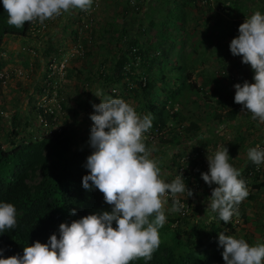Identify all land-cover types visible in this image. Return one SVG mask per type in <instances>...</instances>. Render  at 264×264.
Returning a JSON list of instances; mask_svg holds the SVG:
<instances>
[{"label": "trees", "instance_id": "16d2710c", "mask_svg": "<svg viewBox=\"0 0 264 264\" xmlns=\"http://www.w3.org/2000/svg\"><path fill=\"white\" fill-rule=\"evenodd\" d=\"M257 1L259 3L254 4V0H137L129 7L119 5V13L105 30L120 33L117 42L119 51L110 66L103 65L102 73L97 76L102 80L104 93L107 97L125 99L123 91L117 93L114 87L127 84L125 80L128 78L123 69L132 62L138 75H130V80L137 85L130 92L133 99L140 98V95L146 101L144 106L153 116L151 129L163 131L168 122L180 123L179 106L187 101L189 95H201L210 103L221 90L223 81L218 71H224L227 61L221 51L217 55L221 49L220 40L211 39V35H215L212 31L220 27V22L224 30L232 33L234 28L238 34L236 18H242L246 12L264 13V0ZM142 8L148 13V24L142 19ZM196 9L199 10L197 14L194 13ZM133 13L134 17L131 16ZM200 13L203 15L200 16ZM228 19H233L235 26L232 24L230 28L231 21ZM202 25L210 32H198L197 28ZM32 28L33 22H25L22 28L8 25L7 13L0 2V54L5 50L8 39L27 40ZM197 34L201 36L200 40L196 39ZM51 49H46L45 54L48 55ZM134 55L139 60L135 61ZM227 80L230 81V77ZM171 110L174 112L170 113ZM40 113L43 114L42 111ZM236 114L237 111L232 112L230 118L234 119ZM216 118L221 119V115L217 114ZM183 128L182 133L188 138L194 134L192 131L197 129V125L192 123ZM171 132L172 139L179 138V133ZM22 135L14 125L10 135L11 145L4 148L0 141V201L12 203L17 209V227L6 229L0 235V248L8 249L3 258L22 254L23 247L35 241L46 243L50 235L58 231L60 223H70L96 211H110L111 208L104 202L99 190L89 192L82 187V177L88 174L84 164L91 151L74 148L73 135H67L65 131L43 136ZM250 173H253L252 188L260 191L264 187L263 173L255 170L251 162L243 179L246 184ZM250 198L253 199V196ZM239 206V213L248 223L242 202ZM72 209L76 210L75 216L70 215ZM216 219L198 232L195 240L185 238L184 229L165 223L159 229L160 244L147 264H224L223 249L218 247V233L234 235L236 230L231 220L224 223ZM130 264L146 262L140 258Z\"/></svg>", "mask_w": 264, "mask_h": 264}, {"label": "rangeland", "instance_id": "374dc122", "mask_svg": "<svg viewBox=\"0 0 264 264\" xmlns=\"http://www.w3.org/2000/svg\"><path fill=\"white\" fill-rule=\"evenodd\" d=\"M254 1V4L259 3ZM135 2L137 0H93L92 7L87 11L73 9L49 19L50 22H33L27 40L11 38L6 41L5 50L0 54V141L4 148L11 145L10 135L15 125L23 135L43 136L65 131L67 135L74 136V148L91 151L88 144L93 123L89 115L94 111L91 104L101 102L94 95L97 92L102 93L101 99L106 97L100 82L102 80L97 76L102 73L103 65L109 67L110 62L114 61L119 51L117 42L121 37L119 32L109 33L105 30L119 13V5L129 7L130 3L134 5ZM140 11L144 15V23L148 24V13L144 8ZM125 14L128 19L131 18L128 12ZM251 14L246 12L242 18H236L239 23L236 29ZM134 15L131 14L132 17ZM228 20L231 21L230 28L232 24L235 26L233 19ZM218 24L220 27L212 31L215 35H208H211L212 40H220L221 49L217 55L221 51L226 56V68L218 71L223 81L220 92L210 103L201 95H189L187 101L179 106L180 123L168 122L163 131L149 129L144 135V143L149 149L150 158L158 163L161 178L171 182L178 173H182L188 187L194 190V196L188 199L186 194L178 196L184 207L177 213L167 211L172 204L171 196L166 194L163 198L166 201V223H170L173 228L184 229L185 238L190 240H195L198 232H202L214 219L217 220L214 218L215 213L207 209L211 188L200 177L201 172L208 171L207 155L213 154L218 146L225 145L232 158L230 163L240 171V178L244 179L251 163L247 156L248 149L257 144L264 147V122L252 119L250 112H241L242 106L234 102L233 85L242 84L245 80L253 82V71L250 65L241 62V57L233 56L230 52V41L238 35L234 28L231 29L232 34L228 29L224 30L220 22ZM197 30L200 33L210 32L206 31L205 25L199 26ZM200 37L196 35V39L200 40ZM49 47L53 49L46 55L44 51ZM131 51L133 54L134 49ZM134 58L135 61L139 60L135 55ZM123 72L128 82L115 86V91H123L124 100L138 114H148L142 96L133 99V93L130 92L137 87L130 80L131 76L138 75L132 62L125 65ZM227 77H230V81ZM196 82L199 83L200 79L197 78ZM154 99L158 100L157 97ZM81 106L84 108L80 109ZM235 111L236 117L230 118V114ZM217 114L221 115V119L216 118ZM192 123H196L197 129L186 138L182 127L185 129ZM171 131L179 133V138L173 140ZM254 169L263 173L264 181V164H254ZM252 176L253 173H250L246 184L249 195L242 201L248 223L243 220L241 213L231 219L236 230L232 236L242 237L250 245L264 243V187L260 191L252 188ZM238 209L240 211V206Z\"/></svg>", "mask_w": 264, "mask_h": 264}, {"label": "clouds", "instance_id": "9594fccd", "mask_svg": "<svg viewBox=\"0 0 264 264\" xmlns=\"http://www.w3.org/2000/svg\"><path fill=\"white\" fill-rule=\"evenodd\" d=\"M7 13V24L22 28L25 22H39L60 16L73 9L89 10L93 0H0ZM233 56L250 65L253 82L233 85L234 102L241 112L264 122V13L255 11L238 27V35L229 44ZM100 103H92L89 119V147L82 177V187L99 190L110 211H96L70 223L59 224L58 231L46 243L35 241L23 247L22 254L3 258L7 248H0V264H130L143 258L152 259L160 244L159 229L167 216L163 199L172 198L170 213L180 212L184 204L178 199L194 196L182 173L171 182L160 176L157 161L150 158L144 135L152 127L151 113L141 116L122 98L94 94ZM255 165L264 164V147L257 144L247 151ZM208 171L200 177L211 188L207 209L224 223L239 215V204L248 195L240 171L230 163L228 148L218 146L207 155ZM213 185H216L214 188ZM17 209L0 201V235L17 227ZM71 216L76 215L72 209ZM115 224V227H114ZM218 247L224 264H264V243L250 245L244 238L218 233Z\"/></svg>", "mask_w": 264, "mask_h": 264}, {"label": "crops", "instance_id": "0c3cea01", "mask_svg": "<svg viewBox=\"0 0 264 264\" xmlns=\"http://www.w3.org/2000/svg\"><path fill=\"white\" fill-rule=\"evenodd\" d=\"M15 39V38H14ZM14 39H12L14 41ZM17 39V38H16ZM19 41H24V39H20Z\"/></svg>", "mask_w": 264, "mask_h": 264}, {"label": "built area", "instance_id": "2783aa9c", "mask_svg": "<svg viewBox=\"0 0 264 264\" xmlns=\"http://www.w3.org/2000/svg\"><path fill=\"white\" fill-rule=\"evenodd\" d=\"M49 22H50V20H49ZM135 50V49H134Z\"/></svg>", "mask_w": 264, "mask_h": 264}]
</instances>
